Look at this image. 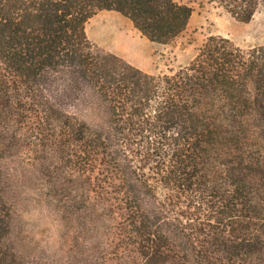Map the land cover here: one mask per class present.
<instances>
[{
	"label": "trees",
	"instance_id": "16d2710c",
	"mask_svg": "<svg viewBox=\"0 0 264 264\" xmlns=\"http://www.w3.org/2000/svg\"><path fill=\"white\" fill-rule=\"evenodd\" d=\"M212 1L242 23L264 12V0ZM102 11L157 44L192 15L178 0H0L1 155L28 142L46 170L58 163L73 178V204H119V250L136 264H255L264 46L209 37L187 66L152 75L91 44L85 24ZM9 226L0 192V264H21Z\"/></svg>",
	"mask_w": 264,
	"mask_h": 264
},
{
	"label": "rangeland",
	"instance_id": "374dc122",
	"mask_svg": "<svg viewBox=\"0 0 264 264\" xmlns=\"http://www.w3.org/2000/svg\"><path fill=\"white\" fill-rule=\"evenodd\" d=\"M178 2L189 6L192 15L185 31L168 44L149 42L127 19L106 11L98 12L85 24L86 36L95 48L152 75L173 74L187 66L209 37L227 38L241 49L264 46V12L242 23L212 0ZM17 146L5 155L0 153V192L10 224L4 243L19 263L138 262L136 255L119 250L115 235L119 204H100L94 195H90L96 199L90 202L94 204H83L84 198L73 204L78 195L72 191L73 178L62 174L63 165L55 163L56 168L46 170L42 151L37 152L28 142ZM87 228L93 231L87 232ZM258 256L255 264L264 259V253Z\"/></svg>",
	"mask_w": 264,
	"mask_h": 264
}]
</instances>
